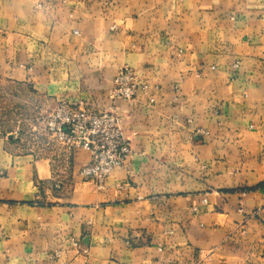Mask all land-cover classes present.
Masks as SVG:
<instances>
[{"label":"crops","instance_id":"0c3cea01","mask_svg":"<svg viewBox=\"0 0 264 264\" xmlns=\"http://www.w3.org/2000/svg\"><path fill=\"white\" fill-rule=\"evenodd\" d=\"M0 80L132 141L97 188L0 135V264H264V0H0Z\"/></svg>","mask_w":264,"mask_h":264},{"label":"built area","instance_id":"2783aa9c","mask_svg":"<svg viewBox=\"0 0 264 264\" xmlns=\"http://www.w3.org/2000/svg\"><path fill=\"white\" fill-rule=\"evenodd\" d=\"M112 83V100L131 102L137 96L139 86L130 68H120ZM49 129L68 150L82 149L90 154V163L80 167L78 174L97 188L132 153V141L122 128L121 116L114 111L92 112L76 103L60 102L50 114Z\"/></svg>","mask_w":264,"mask_h":264},{"label":"rangeland","instance_id":"374dc122","mask_svg":"<svg viewBox=\"0 0 264 264\" xmlns=\"http://www.w3.org/2000/svg\"><path fill=\"white\" fill-rule=\"evenodd\" d=\"M52 110L50 103L46 104L29 91L0 80V135L15 134L25 146L37 151L43 150V144L47 142L48 148H61V143L49 129Z\"/></svg>","mask_w":264,"mask_h":264}]
</instances>
